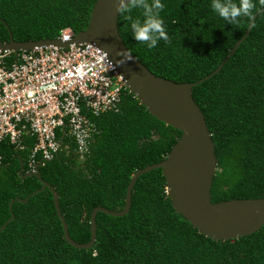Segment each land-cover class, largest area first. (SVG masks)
<instances>
[{
    "label": "trees",
    "instance_id": "1",
    "mask_svg": "<svg viewBox=\"0 0 264 264\" xmlns=\"http://www.w3.org/2000/svg\"><path fill=\"white\" fill-rule=\"evenodd\" d=\"M97 0H0V44L54 40L61 31L75 35L89 27ZM151 2V0H149ZM160 16L169 41L149 50L133 38L130 22L119 18V31L130 52L156 76L195 83L214 73L240 41L250 22L227 24L210 7L212 0H161ZM258 11L259 0H253ZM254 14V15H255ZM133 18L143 21L142 10ZM10 31L8 30L7 26ZM216 146L214 203L264 198V12L222 70L193 89ZM90 154L79 161L74 142L40 169L57 191L71 238L91 241V216L97 207L122 211L133 175L161 163L182 133L160 122L139 100L125 93L121 110L95 119ZM62 133H59V137ZM25 151L6 149L0 168V264H264V226L232 241L199 233L174 209L161 169L141 176L132 207L123 217L97 215V240L76 249L65 240L49 189L28 171ZM24 169L23 173H21ZM31 196V197H30ZM16 202L11 211L10 204Z\"/></svg>",
    "mask_w": 264,
    "mask_h": 264
},
{
    "label": "water",
    "instance_id": "2",
    "mask_svg": "<svg viewBox=\"0 0 264 264\" xmlns=\"http://www.w3.org/2000/svg\"><path fill=\"white\" fill-rule=\"evenodd\" d=\"M115 3L116 0H97L91 13L89 27L76 35L71 42L63 43L59 39L17 42L10 32L9 43L0 44V50L27 51L36 46L52 45L66 48L71 43L94 44L104 52L115 70L122 76L131 94L148 109L150 114L160 122L180 131L182 135L164 161L147 166L133 175L122 211H112L104 207H97L93 211L91 241L87 244L77 243L71 238L68 224L61 211L59 195L56 189L42 178L40 169L37 173L21 176L23 179L34 176L41 181L42 188L31 196L49 189L54 197L58 217L63 224L66 242L76 249H91L97 240L98 213L102 212L112 217L127 215L132 207L133 189L138 179L153 170L161 169L167 182V194L174 209L200 234L224 242L256 233L264 226V198L217 203L212 201L211 191L218 162L216 146L205 115L193 98V89L222 70L249 36L252 30L250 25L254 24L255 19L264 12V9L254 15L244 37L238 41L214 73L195 83H176L156 76L130 52L119 31L120 15L115 11ZM7 28L10 31L8 26ZM125 51L130 53L131 61L117 55L118 52ZM121 61L124 63L121 64ZM23 171L22 169L21 173ZM30 197L26 200H13L10 204L11 211L16 202L26 204ZM13 219L14 215L0 229V233Z\"/></svg>",
    "mask_w": 264,
    "mask_h": 264
},
{
    "label": "built area",
    "instance_id": "3",
    "mask_svg": "<svg viewBox=\"0 0 264 264\" xmlns=\"http://www.w3.org/2000/svg\"><path fill=\"white\" fill-rule=\"evenodd\" d=\"M75 36L67 28L57 39L67 43ZM126 92L131 94L122 76L94 44L0 50V168L7 164L6 149L23 152L31 139L28 174L63 151L69 155L67 139L78 160H86L95 119L118 113Z\"/></svg>",
    "mask_w": 264,
    "mask_h": 264
},
{
    "label": "clouds",
    "instance_id": "4",
    "mask_svg": "<svg viewBox=\"0 0 264 264\" xmlns=\"http://www.w3.org/2000/svg\"><path fill=\"white\" fill-rule=\"evenodd\" d=\"M259 5L264 9V0H259ZM164 7L161 0H116L115 3V11L130 22L134 40L149 50L155 48L160 40L168 42L170 39L160 16ZM210 7L219 18L230 25L239 24L242 18L252 21L255 11H258L253 0H212ZM134 9L142 10L143 21L133 18L131 13ZM250 26L254 27V24ZM117 55L125 57L127 61L132 60L128 51L118 52ZM120 63L123 64L124 61Z\"/></svg>",
    "mask_w": 264,
    "mask_h": 264
}]
</instances>
